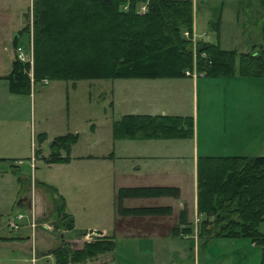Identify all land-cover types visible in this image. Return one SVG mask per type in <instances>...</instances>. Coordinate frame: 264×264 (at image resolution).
<instances>
[{
	"label": "trees",
	"instance_id": "trees-1",
	"mask_svg": "<svg viewBox=\"0 0 264 264\" xmlns=\"http://www.w3.org/2000/svg\"><path fill=\"white\" fill-rule=\"evenodd\" d=\"M33 0L31 6L32 77L60 80L176 78L191 67V50L182 32L192 26L191 0ZM262 29L264 30V0ZM138 4V5H137ZM24 26L23 30H27ZM215 34L218 18L214 21ZM255 51L222 49L217 42H199L196 69L204 77L233 75L264 76V44ZM235 62L237 66L235 67ZM28 64L14 59L4 76L11 93L29 91ZM114 139L190 138L192 118L176 115L124 114L111 124ZM76 133L54 136L46 162L66 161ZM45 138L38 134L39 141ZM40 149L37 150L39 153ZM36 152L34 151V154ZM63 153V154H61ZM55 223L69 229L72 222L63 210L62 199L51 186ZM177 195L174 187L119 188L115 195L119 219L128 215H164L168 207L123 208L125 197ZM196 212L201 216L198 235L244 237L261 247L264 264V155L201 156L196 159ZM208 216H213L208 220ZM187 224L179 212L173 235ZM210 224L211 228H204ZM261 229V230H260ZM83 233V232H82ZM81 233V234H82ZM8 239V238H3ZM112 237L100 236L80 248L61 243L50 250L54 264L80 263L111 251Z\"/></svg>",
	"mask_w": 264,
	"mask_h": 264
},
{
	"label": "crops",
	"instance_id": "crops-1",
	"mask_svg": "<svg viewBox=\"0 0 264 264\" xmlns=\"http://www.w3.org/2000/svg\"><path fill=\"white\" fill-rule=\"evenodd\" d=\"M214 1L217 6L214 8L216 10L215 18L212 19L209 4ZM226 1L191 0L192 29L195 34L199 35L198 39L203 42H217L222 49L227 50L232 48H226L221 40L225 23ZM257 1L261 6L260 0ZM32 2L33 0H0V186L1 190H5L3 192L8 193L7 201L16 204L20 209L24 208L26 213L31 211L34 216L44 213L43 211L47 210V206L45 208L38 207L35 196L32 197L31 194L27 197L25 193H21L24 175L14 177L17 174L16 172L19 171L18 165L21 163L20 159L16 157L19 148L18 123L15 115L12 114V110L17 109L18 95L7 91V80L4 78L10 70L12 61L17 56V46L26 47L30 42L29 28L27 31L23 30V27L31 22ZM198 5L208 13L205 16L206 30L204 28L197 30L196 27ZM234 13V28L241 29V25H237L239 11L235 10ZM209 16L211 17L209 18ZM217 18L218 31L215 34L214 21ZM227 19L228 16H226V22ZM261 21H263L262 16ZM260 27L262 28V25ZM241 32L242 35H239L238 41L242 39L240 36H246L245 32ZM233 36L236 40L237 36L234 33ZM251 45L248 41H242L239 42L240 49L232 50L246 52ZM200 78L204 79V76L126 78L121 79L123 81L116 88H111L110 105L112 108L120 110L118 111V117L113 119L112 122L124 114L190 116L192 118V136L190 138L165 139H114L111 130L112 143L110 144V151L101 154L76 156L77 158L99 159L105 163L100 166H92V164L90 166H80L78 169L80 181L78 183L86 180L95 181L101 177L103 172L108 181L112 179L116 170L121 173V177L127 176L128 181L121 183V185H112V189H110L112 190L109 211V216L112 218L111 227L109 229L106 226L92 227L96 228L94 230H98L102 236L112 237V250L105 255H98L95 259H89L85 263L69 264H130L132 262L130 258L133 257L126 255L128 252L130 253L131 250L129 251V249H133L132 253H135L134 261L136 262L146 258L147 264L161 263V259L168 252V248H163L167 246L168 238H181L182 234H191L190 222L198 219L199 214L196 212V159L201 156L264 155L256 153L258 148L264 147V144H262L264 143V84H258V81H264V77L239 78L236 75L221 77L222 79L219 82L221 86L220 98L216 103L217 113L215 112V105L212 103V107H209L210 110L209 108L205 110L199 129L196 87L197 85L204 86L203 82H199ZM242 81L247 84L244 86H248V88H245L247 90L246 100H241V91H239V87H244L241 86ZM70 133L77 134L75 130ZM92 133H94L93 128L91 129ZM33 162L34 158L32 156L27 163L30 169L34 167ZM4 163H7V165H2ZM188 174L190 184L185 187L181 180L183 175ZM10 177H13V180ZM34 184L32 185L30 181V192H32ZM38 186L44 187L45 185L38 184ZM155 186L174 187L177 190V195L175 197H125L121 200L120 205L123 208L166 206L169 208L166 214L128 215L119 219L115 200L119 188ZM59 197L62 199L64 212L72 222V227L67 229L65 233L63 230L60 231L58 238L64 240L67 244L69 243L68 245L71 248H80L82 244L78 242V235L90 230L87 229L90 226L82 227L75 224V215L67 207L63 196ZM47 205L52 206V202H48ZM50 209L48 211L52 210ZM81 210L84 211L82 205ZM179 212L183 213L184 221L189 224V226L185 224L179 227H188L189 231L185 229L179 235H173L171 228L175 226ZM27 221V219H24L20 222L19 228L15 230V235H0V246L12 247L0 248V251L4 249L14 251L12 249H16L17 245L30 241ZM116 238L137 241L136 247L126 248L125 253L122 252V256H117L114 250ZM46 244L45 247L40 244V247L43 246L42 248H35L34 244H31L30 251L37 252L43 257H51L52 264H54L53 257L49 252L56 246L55 244L51 245L48 239H46ZM22 249L21 251H24ZM169 251H172V248H169ZM104 257L107 258L104 259ZM99 258H102L103 261H100ZM16 261L19 260L8 256H0V264H9ZM30 262L36 263L33 257H30ZM45 263H48V260ZM166 264H170V261L167 260ZM194 264L197 263L194 262Z\"/></svg>",
	"mask_w": 264,
	"mask_h": 264
},
{
	"label": "rangeland",
	"instance_id": "rangeland-1",
	"mask_svg": "<svg viewBox=\"0 0 264 264\" xmlns=\"http://www.w3.org/2000/svg\"><path fill=\"white\" fill-rule=\"evenodd\" d=\"M143 2H145V0L138 3L139 5L137 4L138 8ZM209 6L211 7L209 9L210 15L212 19H214L216 15V10L214 8L217 6V3L215 1L211 2ZM201 8L202 7L198 5L196 12V27L198 28L197 30H201L202 28L206 30L207 24L205 16H207L208 13ZM235 10L239 11L237 25H241V29L234 28L235 22H233V16ZM245 12L247 13L245 14ZM211 16H209V18ZM226 16H228L227 22ZM261 16L263 17V7L259 6L257 0H227L225 23L221 34L223 45L226 48L240 49L239 42L242 41H248L253 45H258L259 43L264 44V30L260 27V25H262ZM27 26L29 28L30 42L26 47L17 46L22 59H18L17 56L15 57L20 63L28 64L26 72L29 82V91L26 93H17V109L15 111L12 110V114L15 115L18 123L17 133L19 136V148L16 157L21 161L18 165L19 171L16 172L17 174H15L14 177L16 178L17 176L24 175L25 178L21 193H25L27 197L32 194V197L35 196L36 198V204L39 205L38 207L45 208L47 206V210L43 211L44 213L40 215L34 216L31 211L26 213L24 208L20 209L16 204L7 201L8 193L3 192L5 190H1L2 188L0 186V235H15V230L19 228L20 222L27 219L29 229L27 230L30 234V241L31 244H34L35 248L45 247L47 245L46 239L50 241L51 245L55 244L56 247L61 243V240L58 238V233L62 230L65 233L67 229L59 227L55 223L56 216L51 210L52 206H50L51 204L49 206L47 205L48 202H51L50 193H48L44 187L38 186V184H43L53 187L57 195L63 196L67 207L73 212V215H75V224L82 227L90 226V228L87 229H90L91 232H86V230L78 235V242L83 244L84 242H90L102 236L98 230H94L96 228L92 227L106 226L108 229L111 227L112 218L109 216V211L112 200V190L110 189H112V185H121V183L128 181L127 176L121 177V173L116 170L112 179L108 181L103 172L101 177L95 181L86 180L78 183L80 181V177H78V169L80 166H90L91 164L92 166H100L105 163L99 159L76 157L79 155L86 156L110 151V144L112 143L111 122L118 117V111H120L117 108H112L110 105V90L111 88H116L123 80L81 79L73 81L44 77L34 81L32 77L31 22ZM192 28L191 26L190 31H187L190 34L189 37L183 36L185 39H189L188 47L192 53L191 67L194 66L195 72H197L196 48L199 42L203 41L198 39L199 35L195 34ZM241 31L245 32L246 36H240L242 39L238 41L239 35H242ZM233 33L237 36L236 40H234ZM262 35L263 37L261 38ZM248 50L255 51L256 48H252L251 45ZM194 52L195 55H193ZM236 66L237 62H235V67ZM236 76L239 78H249L246 76ZM221 79V77H204V79H199V82L204 83L203 87L200 85L196 87L199 129L201 127L204 112L207 108L212 107V103L215 105V112L217 113L216 103L220 98L221 86L219 82ZM244 82L245 81H242L241 86L247 85ZM258 84H264V81H258ZM245 88H248V86L239 87V91H241V100H246L245 95H247V90ZM7 91L9 92L8 86ZM92 128L94 133L91 134ZM74 130L77 132L78 138L77 141L71 145L72 147L70 146L69 152L67 153V160L46 162L43 158L48 156V145L51 139L56 135L63 134L67 131L72 132ZM40 133L45 134V138L42 141L38 139V134ZM92 143L95 144L93 145ZM38 149H40L39 153H37ZM34 151L36 152L35 154ZM256 153L264 154V147L258 148ZM32 156L34 158V167L30 169L27 163ZM2 165H7V163ZM10 179L13 180V177H10ZM30 181L32 185L35 183L34 188L32 187V192L29 190ZM181 183H183L185 187L190 184L189 174L183 175ZM81 205L84 211L81 210ZM49 208H51V211H48ZM17 214L21 216L17 227H9L7 220L10 217H16ZM212 218L213 216H208L209 222ZM200 219L201 216L199 215L198 219L190 222V227L192 229L191 234H182L181 238H168L167 246L163 247L168 248V252L164 255L165 257L161 259V263L158 264H166L167 260L170 261V264H194V262L197 264H261V247L252 245L247 238L210 237V233L215 231L218 224L214 225L215 228H211L210 224L204 225L206 226L204 228H211V232H209L207 237L198 235L197 232ZM31 222L34 223L33 227L31 226ZM187 225L189 226V224ZM30 241L22 245H17V247H15L16 249H12L14 251H10L11 249H4L0 251V256L17 258L19 260L16 261L18 262L17 264H33L30 262V257H33V260L36 262L35 264H52L51 257H43L37 252L33 253L30 251V248H32ZM40 244L43 246L40 247ZM136 244L137 241L134 240L130 241V239L116 238L114 244L115 254L117 256H122L126 248H135ZM68 247L71 248L69 245ZM0 248L12 247L0 246ZM21 248H23L22 250L24 251H21ZM169 248H172V251H169ZM129 251L130 253L128 252L126 255L134 258L135 253H132L133 249H129ZM106 253L108 252L98 255H105ZM98 255L92 257V259H95ZM106 258L107 257H104V259ZM133 258H130V261H132L130 264H147L146 258L142 261L137 260L138 262L134 261L135 258ZM99 259L103 261L102 258ZM47 260L48 263H45ZM88 260L89 259L83 262L85 263ZM16 262L9 264H16ZM104 262L106 261L104 260Z\"/></svg>",
	"mask_w": 264,
	"mask_h": 264
},
{
	"label": "built area",
	"instance_id": "built-area-1",
	"mask_svg": "<svg viewBox=\"0 0 264 264\" xmlns=\"http://www.w3.org/2000/svg\"><path fill=\"white\" fill-rule=\"evenodd\" d=\"M145 10V6L143 5V3H142V5H140L139 6V8H138V12H143ZM183 35H185V36H190V34H189V32H187V31H184L183 32ZM189 40V39H188ZM193 55H195V52H194V54ZM17 58L18 59H22V57H21V53L19 52V49L17 48ZM196 70L194 69V66L193 67H191L190 69H185L184 71H183V75H185V76H192V77H195L196 75H198V76H202V73L201 72H195ZM20 218H21V216L20 215H18L17 214V216L15 217H10L8 220H7V224L9 225V227H13V228H16L17 227V224L19 223V221H20ZM33 220V219H32ZM33 225H34V223L33 222H31V226L33 227ZM90 230H88V231H86V232H89ZM91 232V231H90ZM95 235V234H94Z\"/></svg>",
	"mask_w": 264,
	"mask_h": 264
}]
</instances>
